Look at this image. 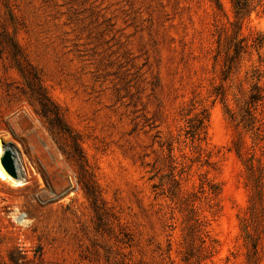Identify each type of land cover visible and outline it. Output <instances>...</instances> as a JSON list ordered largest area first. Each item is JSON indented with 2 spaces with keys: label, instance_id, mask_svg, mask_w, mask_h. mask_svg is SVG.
Returning a JSON list of instances; mask_svg holds the SVG:
<instances>
[{
  "label": "rangeland",
  "instance_id": "obj_1",
  "mask_svg": "<svg viewBox=\"0 0 264 264\" xmlns=\"http://www.w3.org/2000/svg\"><path fill=\"white\" fill-rule=\"evenodd\" d=\"M219 1L0 0V264H264L263 7Z\"/></svg>",
  "mask_w": 264,
  "mask_h": 264
},
{
  "label": "trees",
  "instance_id": "obj_2",
  "mask_svg": "<svg viewBox=\"0 0 264 264\" xmlns=\"http://www.w3.org/2000/svg\"><path fill=\"white\" fill-rule=\"evenodd\" d=\"M234 8V14H235V19H236V24L240 22L242 18H244L248 13L253 11L256 7L262 5L263 10L262 13L264 14V2L263 0H231ZM254 2H256V5H253ZM214 3L216 5V8L221 11L222 5L219 0H214ZM239 28V27H238ZM256 44V43H255ZM259 46L262 47L264 46V40L262 42H258ZM242 52V47L241 46H236L234 49V55L230 56L228 58V66L227 69H231L232 65L234 64V59L239 56V54ZM260 77V76H259ZM253 91L254 93L251 94L249 97V104L250 107H254L258 102H263L264 103V91L262 87H260L258 84H255L253 86ZM252 112V111H250ZM250 117L253 120H255V116L250 114ZM208 116L205 115L201 120H200V126H198L199 129H204L205 127L203 126L204 121H207ZM233 119L234 116H233ZM236 120V119H235ZM201 127V128H200ZM262 132L264 133V122L262 123ZM259 128H256L257 131H260ZM235 148H236V153L237 155L242 158L241 154V143L240 140H238L235 143ZM246 163V168L248 172V179L252 188V198H251V218H255L259 213L263 214L264 213V189H263V181H262V172L254 165V157L251 155L247 159H245ZM87 195L94 196L93 192H89L86 190ZM187 233V239H186V244H188V248L192 250L193 242H192V229L189 228ZM243 233L244 237L247 240H250L252 242V251L248 255V264H259V258H258V241L254 240L252 238V234L250 230L248 229V225H245L243 227ZM189 250V251H190Z\"/></svg>",
  "mask_w": 264,
  "mask_h": 264
},
{
  "label": "bare ground",
  "instance_id": "obj_3",
  "mask_svg": "<svg viewBox=\"0 0 264 264\" xmlns=\"http://www.w3.org/2000/svg\"><path fill=\"white\" fill-rule=\"evenodd\" d=\"M6 149H7L6 146L0 145V158L2 157V155L4 154V152H5ZM35 151H36V154H37V157H38V161H36V167H37V171L36 172L39 173L40 170H41V164L44 163L47 160V157H46V154L44 153V151L42 150V147L40 145H39V147L36 146ZM11 152H12V156H13V159H14L16 168L18 170H21L23 166L20 163L19 153H17L16 149H14V148L11 149ZM25 174L26 173L24 172V175ZM31 175L32 174H30V176ZM0 177L3 178V179H5V180L11 178L10 175L6 172V170L1 166V164H0ZM56 179L52 180L53 181V186L56 187V188H58V186L59 185L61 186L62 183L59 180H56ZM27 180H28V178H27V174H26L25 175V179L22 180V181L25 184H27V183H29V181H27Z\"/></svg>",
  "mask_w": 264,
  "mask_h": 264
},
{
  "label": "water",
  "instance_id": "obj_4",
  "mask_svg": "<svg viewBox=\"0 0 264 264\" xmlns=\"http://www.w3.org/2000/svg\"><path fill=\"white\" fill-rule=\"evenodd\" d=\"M2 166L11 176H16L15 162L10 150H6L0 159Z\"/></svg>",
  "mask_w": 264,
  "mask_h": 264
}]
</instances>
